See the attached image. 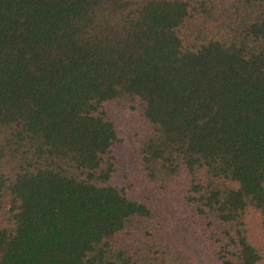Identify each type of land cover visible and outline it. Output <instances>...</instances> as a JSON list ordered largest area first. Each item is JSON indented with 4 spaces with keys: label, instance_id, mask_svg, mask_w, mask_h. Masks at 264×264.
Listing matches in <instances>:
<instances>
[{
    "label": "trees",
    "instance_id": "1",
    "mask_svg": "<svg viewBox=\"0 0 264 264\" xmlns=\"http://www.w3.org/2000/svg\"><path fill=\"white\" fill-rule=\"evenodd\" d=\"M0 264H264V0H0Z\"/></svg>",
    "mask_w": 264,
    "mask_h": 264
}]
</instances>
